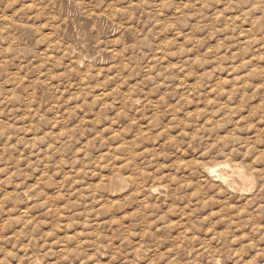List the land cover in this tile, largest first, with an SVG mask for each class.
Listing matches in <instances>:
<instances>
[{
    "label": "rangeland",
    "instance_id": "rangeland-1",
    "mask_svg": "<svg viewBox=\"0 0 264 264\" xmlns=\"http://www.w3.org/2000/svg\"><path fill=\"white\" fill-rule=\"evenodd\" d=\"M0 264H264V0H0Z\"/></svg>",
    "mask_w": 264,
    "mask_h": 264
},
{
    "label": "bare ground",
    "instance_id": "bare-ground-1",
    "mask_svg": "<svg viewBox=\"0 0 264 264\" xmlns=\"http://www.w3.org/2000/svg\"><path fill=\"white\" fill-rule=\"evenodd\" d=\"M225 165H226L227 167H232L233 170H234V172H236L241 178H243V179H245V180H248V181H251V180H252L251 175H248L247 173H245V172H244L245 170H243L242 166H240V165H234V164H230V163H226ZM220 166H221V165H220ZM215 167H216V166H214L213 168L210 167V168H209V171H210L211 173L216 172L217 169H216ZM227 167H226V168H227ZM217 177L220 178V179H222L224 182H226V179L224 178L223 175H221V174H217Z\"/></svg>",
    "mask_w": 264,
    "mask_h": 264
}]
</instances>
